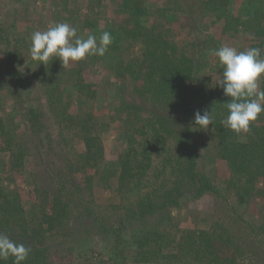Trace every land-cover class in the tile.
I'll return each instance as SVG.
<instances>
[{
    "label": "trees",
    "instance_id": "1",
    "mask_svg": "<svg viewBox=\"0 0 264 264\" xmlns=\"http://www.w3.org/2000/svg\"><path fill=\"white\" fill-rule=\"evenodd\" d=\"M2 1L0 233L31 249L24 264H255L264 251V113L247 134L223 125L230 97L213 86L223 72L214 50L259 48L264 57V0H192L187 14L152 0H78L97 42L112 36L93 64L112 70L119 98L87 81L79 62L62 67L53 58L37 72L39 104L22 68L31 34L48 24L36 0ZM245 2L242 16L234 9ZM206 110L213 124L204 131L194 117ZM109 133L120 147L111 161ZM54 137L60 162L45 159ZM12 179L25 187H8ZM29 188L36 197L27 204ZM207 194L223 204L210 229L183 227L174 213ZM115 207L123 210L117 221L99 215Z\"/></svg>",
    "mask_w": 264,
    "mask_h": 264
},
{
    "label": "clouds",
    "instance_id": "2",
    "mask_svg": "<svg viewBox=\"0 0 264 264\" xmlns=\"http://www.w3.org/2000/svg\"><path fill=\"white\" fill-rule=\"evenodd\" d=\"M31 59L39 65H47L53 58L68 67L90 56L103 57L112 43V36L104 32L99 43L94 35L86 39L77 35V29L68 23H55L44 31L31 34ZM220 65L222 76H217L213 86H220L224 95L230 97L226 104L228 115L223 125L237 136L247 134L252 124L264 113V57L259 48L238 51L230 46H221L214 50ZM195 126L206 131L213 124L209 111L197 112L194 117ZM31 249L17 243L8 235L0 233V261L12 259L13 264H24Z\"/></svg>",
    "mask_w": 264,
    "mask_h": 264
},
{
    "label": "rangeland",
    "instance_id": "3",
    "mask_svg": "<svg viewBox=\"0 0 264 264\" xmlns=\"http://www.w3.org/2000/svg\"><path fill=\"white\" fill-rule=\"evenodd\" d=\"M152 1H154L155 4L159 5V8H164V7L170 6V5H174L175 7L177 6V9L184 12L185 14L190 13L191 12V6H194V3L192 2V0H152ZM36 4L38 5L37 6L38 7V9H37L38 15L41 14V16L44 17V19H45L44 22H46L48 24V27L50 25H53L54 22H60L61 21L58 17V12L61 10V11H63V13H62L63 17L66 20L63 23H68V24L72 25L73 27H75L77 29V35L78 36L86 39L89 35H94V34L89 33L88 29L84 28L83 10L81 11L80 10L81 8H79L81 6V3L78 2V0H76V1L67 0L65 3H62L61 0H47V4L43 0H36ZM3 5H5V2L0 0V13L2 11ZM83 7L85 8L86 5H83ZM154 7L157 8V6H154ZM76 8H78L79 10L78 9L76 10ZM234 10L236 13L241 14L242 16L247 15L248 14L247 3L245 2L242 5L237 4ZM35 19H37V17ZM10 20H11V22H13L12 18H10ZM101 20H103V18ZM200 29H203V28L200 26ZM183 33H184V31H183ZM205 33L208 34V31L204 30V34ZM182 36H183V34H182ZM245 42H246V40H238V41H236L235 45L237 47L243 46ZM30 47H31V44L28 45L29 49H30ZM28 54H30V53H28ZM110 54L116 55L115 52H111ZM116 57H117V55H116ZM93 61H94V57L90 56V57H87L84 60L79 62L80 68H81L82 72H84L83 75H84L85 79L89 82L95 81V83L99 87H101V89H103V90L112 91V93H114V95L116 96L113 99H118L119 98L118 97V91H119L120 87L118 85L117 78L112 73V70L105 67V69L103 71V69L97 68L98 65L93 64ZM25 63L26 64L22 68V71H23L25 77L31 81L32 98L35 99V102L37 101L38 104L42 103V101L44 99V92L41 93V91H40L41 84H40L39 80H37V72H38L39 68L42 66V64L39 65L38 62L33 61L31 59V55L28 57V59L26 60ZM217 76H219V75L216 74L214 76V84L216 82ZM66 93L69 96H73V98H75L74 95H72V93H73L72 88L68 87L66 90ZM113 99H112V101H113ZM105 101L106 100L103 99L102 103L104 104ZM103 104H101V105H103ZM106 112H107L106 109H103L102 111H97L96 114L101 115V114L106 113ZM57 134H58V130H54L53 136H57ZM56 138L57 137H54V141L56 142L55 143L56 148H54L53 153H49L45 157V159L47 161L49 159H51V160L55 159L57 162H60L62 160V157L55 156V155H57L58 150H59L58 147L60 146L59 140ZM105 140H107L106 146L111 147V150H107L108 160L109 161L116 160V158L118 156V152L120 151V147L118 144L115 143L114 135L111 133L107 134ZM202 148L203 147H200V150ZM200 153L203 154V150H201ZM44 164H45V162L41 163L39 166H36L37 168H36L35 173L39 177L43 173V170L46 169ZM220 168H221V174L220 175L227 172V169L224 165H220ZM48 176L49 177H46V173H45L43 178H45V180L49 179L51 182V179L53 177L49 173H48ZM6 185H8V187H11L12 189H16V190H21L25 187V184L22 182L21 179H19V180L16 179L14 181L12 179L11 182L6 181ZM29 189H30L29 193H28L29 200H27V202H26L27 204H29V202L32 198L36 197L34 195L35 193L33 192V188H29ZM222 207H223L222 202L218 201L214 195L207 194V195L203 196L200 200L195 201V202H192V201H189V199H186L183 203L181 210L178 212H175L174 214L179 216L181 219H183V222H184L183 227L196 229L198 231H203V230H209L210 229L211 220H213V217L217 212L222 211ZM102 214H103V218L107 219V221H109V222L117 221L119 216L123 215V210L119 207H115L113 209L103 210L102 212H100L99 215H102ZM244 229H245V227H244ZM248 235H249V232L247 233L246 229L243 230V237L244 238L247 237V239H249ZM247 239H245V240H247ZM252 240H254L255 244L258 245V241H256L257 238L255 236H252ZM262 253L263 254L260 257L254 258L255 264H264V251H262ZM78 255H79V253L76 252L75 258H78ZM63 259L69 260L71 258L67 257V258H63Z\"/></svg>",
    "mask_w": 264,
    "mask_h": 264
}]
</instances>
